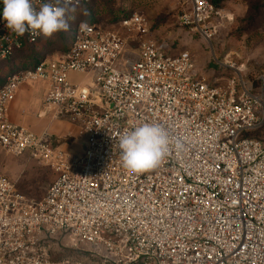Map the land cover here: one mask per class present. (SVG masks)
Wrapping results in <instances>:
<instances>
[{"label": "built area", "instance_id": "2783aa9c", "mask_svg": "<svg viewBox=\"0 0 264 264\" xmlns=\"http://www.w3.org/2000/svg\"><path fill=\"white\" fill-rule=\"evenodd\" d=\"M190 4L180 25L211 38L221 8ZM2 8L0 66L46 40L6 28ZM82 21L64 57H39L0 86V151L30 152L56 173L40 200L0 175V264H264V139L252 135L264 128V79L206 81L189 51H163L138 12L106 29ZM32 82L46 85L51 117L76 126L82 153L8 119L18 89ZM143 123L167 130L170 151L158 168L134 174L119 140ZM59 235L80 256L56 257L49 239Z\"/></svg>", "mask_w": 264, "mask_h": 264}, {"label": "rangeland", "instance_id": "374dc122", "mask_svg": "<svg viewBox=\"0 0 264 264\" xmlns=\"http://www.w3.org/2000/svg\"><path fill=\"white\" fill-rule=\"evenodd\" d=\"M216 1L224 17L214 21L211 38L180 25L181 14L191 9L190 0L94 1L91 5L77 9L75 19L68 21V31L56 33L38 45L16 54L12 61L2 64L0 85L10 71L35 65L32 62L34 56L49 59L61 57L68 50L74 28L80 21L92 19L106 29L117 18L121 19L124 11L128 15L138 12L147 18L152 36L165 53L189 51L194 69L206 81L225 84L227 80L244 79L256 87L260 86L264 79V0ZM84 9L89 13L87 16L83 14ZM134 47L136 52V44ZM225 64H229V67ZM73 79L80 81L82 76L74 75ZM252 135L264 139V128ZM69 138L65 135L56 143L61 145L62 142L70 141ZM83 143L84 138H80L81 146L76 148V154L82 153ZM0 175L11 179L20 192L33 200L42 199L56 178L52 167L45 165L30 152L16 156L3 149L0 151ZM49 242L58 258L80 256L76 252L79 249L65 246H71L67 236L59 235L49 239Z\"/></svg>", "mask_w": 264, "mask_h": 264}, {"label": "clouds", "instance_id": "9594fccd", "mask_svg": "<svg viewBox=\"0 0 264 264\" xmlns=\"http://www.w3.org/2000/svg\"><path fill=\"white\" fill-rule=\"evenodd\" d=\"M2 19L5 27L17 36L51 38L61 31H68L69 20L75 19L79 0H55L54 3H40L34 0H2ZM83 14L89 13L86 9ZM81 29L87 27L82 21ZM170 137L167 130L157 123H143L123 134L119 140L122 166L127 171L140 174L158 168L170 151ZM177 151L183 143L177 140Z\"/></svg>", "mask_w": 264, "mask_h": 264}, {"label": "crops", "instance_id": "0c3cea01", "mask_svg": "<svg viewBox=\"0 0 264 264\" xmlns=\"http://www.w3.org/2000/svg\"><path fill=\"white\" fill-rule=\"evenodd\" d=\"M66 52L55 59L64 57ZM90 80V78H86L87 83H90ZM45 95L46 85L44 83L23 84L10 104L8 119L14 124L26 127L37 135L48 134L55 145L76 153V148L81 146L78 129L70 122L54 120L51 117L43 105ZM65 135L71 137L69 138L70 141L58 145L56 142H59V139Z\"/></svg>", "mask_w": 264, "mask_h": 264}, {"label": "trees", "instance_id": "16d2710c", "mask_svg": "<svg viewBox=\"0 0 264 264\" xmlns=\"http://www.w3.org/2000/svg\"><path fill=\"white\" fill-rule=\"evenodd\" d=\"M101 1H104V0H101ZM212 1H213L216 5H218L216 0H212ZM105 2H107V1H105ZM114 2H116V0L113 1L112 3H114ZM108 3H110V2H108ZM122 16L126 17V16H128V14H126V12L123 11V15H122ZM117 19H118V18H117ZM89 20H92V19H89ZM92 21H94V20H92ZM95 22H97V21H95ZM97 23H99V22H97ZM37 45H38V44H37ZM35 46H36V45H35ZM31 47H33V46H31ZM27 48H30V47H27ZM27 48H26V49H27ZM26 49H25V50H26ZM38 58H39L38 56H34L32 62L37 61ZM26 67H27V66H26ZM10 73H11V71H10L8 74H10ZM8 74H7V76H8ZM7 76H6V77H7ZM6 77H5V78H6ZM3 83H4V82H3ZM3 83H2V84H3ZM2 84H1V85H2ZM1 85H0V86H1Z\"/></svg>", "mask_w": 264, "mask_h": 264}]
</instances>
